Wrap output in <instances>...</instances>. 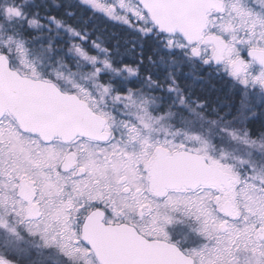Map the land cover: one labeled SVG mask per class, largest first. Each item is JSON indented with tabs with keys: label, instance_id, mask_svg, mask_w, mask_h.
I'll list each match as a JSON object with an SVG mask.
<instances>
[{
	"label": "snow or ice",
	"instance_id": "snow-or-ice-1",
	"mask_svg": "<svg viewBox=\"0 0 264 264\" xmlns=\"http://www.w3.org/2000/svg\"><path fill=\"white\" fill-rule=\"evenodd\" d=\"M260 117L264 0H0V264H264Z\"/></svg>",
	"mask_w": 264,
	"mask_h": 264
},
{
	"label": "trees",
	"instance_id": "trees-1",
	"mask_svg": "<svg viewBox=\"0 0 264 264\" xmlns=\"http://www.w3.org/2000/svg\"><path fill=\"white\" fill-rule=\"evenodd\" d=\"M91 13H89L90 15ZM101 18H97L96 19V24L99 27L101 32H106L107 33H119L121 34L125 39L128 38V33H126V31L122 28L119 27L117 25L113 26V25H109L108 23H106L105 21H101ZM100 33L98 32L97 35H99ZM94 38V37H93ZM214 83H216V91L212 93V98L213 100H219V102L223 105H225L226 107L223 109V112H227L229 110L232 111L233 115L236 114V108H238L239 106V96H238V92L235 91L234 89H232L230 86L228 87H224L222 86V84L220 82H216L214 81ZM200 85H196L197 90L199 91L200 89ZM207 86L205 85V88ZM231 105V108L227 107ZM248 127L256 132L259 133L260 131H264V129L261 128V126H258L256 124H248Z\"/></svg>",
	"mask_w": 264,
	"mask_h": 264
},
{
	"label": "flooded vegetation",
	"instance_id": "flooded-vegetation-1",
	"mask_svg": "<svg viewBox=\"0 0 264 264\" xmlns=\"http://www.w3.org/2000/svg\"><path fill=\"white\" fill-rule=\"evenodd\" d=\"M221 84H222V86H224V87H228V86L231 87V85H228V84H226V83H222V82H221ZM238 96H239V98H240V94H239V93H238ZM254 111H256L257 116H260V113H261L262 109H260V108H256V110H254ZM262 121H264V117H260V119L253 120V121L249 122V124H253V122H254V124H256V125H258V126H261Z\"/></svg>",
	"mask_w": 264,
	"mask_h": 264
},
{
	"label": "rangeland",
	"instance_id": "rangeland-1",
	"mask_svg": "<svg viewBox=\"0 0 264 264\" xmlns=\"http://www.w3.org/2000/svg\"><path fill=\"white\" fill-rule=\"evenodd\" d=\"M98 18H101L100 20L101 21H105L106 23H108L109 25H113V26H115V25H117V26H119V27H121L118 23H116V22H111V21H107V20H105L104 18H102V17H98ZM127 33V32H126ZM95 38V37H94ZM221 83V82H220ZM239 102H240V98H239V100H238ZM238 102V103H239ZM239 107V106H238ZM254 110H256V109H254ZM256 112V111H255Z\"/></svg>",
	"mask_w": 264,
	"mask_h": 264
}]
</instances>
